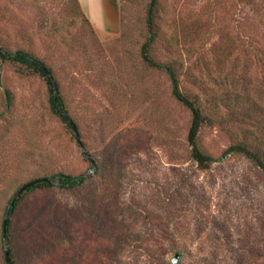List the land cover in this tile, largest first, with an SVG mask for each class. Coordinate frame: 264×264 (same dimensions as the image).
Listing matches in <instances>:
<instances>
[{"label":"rangeland","instance_id":"rangeland-1","mask_svg":"<svg viewBox=\"0 0 264 264\" xmlns=\"http://www.w3.org/2000/svg\"><path fill=\"white\" fill-rule=\"evenodd\" d=\"M150 1L121 0L115 35L76 0H0V45L46 63L82 141L51 112L45 78L0 58V264L10 200L58 172L90 178L22 194L20 264H264V173L239 153L192 158L191 112L142 58ZM156 32L155 59L175 62L206 105L201 149L218 158L256 132L234 112L254 105L264 122V0H159Z\"/></svg>","mask_w":264,"mask_h":264},{"label":"trees","instance_id":"trees-1","mask_svg":"<svg viewBox=\"0 0 264 264\" xmlns=\"http://www.w3.org/2000/svg\"><path fill=\"white\" fill-rule=\"evenodd\" d=\"M79 8L80 4L78 0H76ZM159 0H151L147 16L146 22L148 27L149 36L147 40L142 45V58L146 64L161 71H164L171 82L172 95L173 97L179 101L181 104L186 106L192 115V122L189 129V133L187 136L188 143L191 147V156L192 158L201 166H208L211 163L220 160L222 157H226L230 154H243L246 156L253 164L258 166L264 173V122H261V118L259 117V113H256V107L254 105L243 106L239 104V97L237 96L234 99H231L234 102V105L237 106L239 104V110L234 112L236 117L244 119L246 122H257V129L248 130L247 134L244 135L243 139L229 146L223 153L221 157H214L211 154L204 152L198 141L199 133L204 122L209 119V114L206 112V105L202 103L198 97H192L187 94L182 88V78L181 72L179 71V67L173 61L160 62L152 54L153 45L157 39L158 33L156 32V12L158 9ZM82 11V9H81ZM84 18L91 25L90 21L85 16L82 11ZM91 27H93L91 25ZM94 29V28H93ZM0 58L3 60H10L13 62L19 63L21 66L25 68L26 71L30 70L36 73H39L45 78L47 86L49 88L50 97H49V105L51 112L56 115L66 127L73 129V117L71 116L68 107L66 106L64 97L59 90L58 80L52 74L51 69L46 65V63L40 58L36 57L29 51L26 50H17L12 52L10 50L4 49L0 45ZM50 73V74H49ZM226 101H230L228 98H225ZM217 102H214L215 108H218ZM213 105V107H214ZM254 107V109H253ZM260 109V107H259ZM261 111V110H260ZM76 124V123H75ZM75 132V131H74ZM98 169L93 167L94 171H100V166ZM90 175L88 174H79L73 175L70 173L58 172L51 176V179L56 180L57 186L60 188L73 190L80 186L85 185V183L89 180ZM38 179V178H37ZM35 180V179H34ZM55 183V181H54ZM52 182L49 181H38L34 183L32 186L28 187L25 191L30 192L40 187L51 186ZM25 191L23 193H25ZM22 193V194H23ZM22 194L19 195L15 203L13 204L10 216L7 219L6 226L2 229V241L8 246L10 263L7 264H20L19 260L16 257V250L14 248V237H13V229H14V216L18 212L20 207V202ZM5 258L7 261L6 250H5Z\"/></svg>","mask_w":264,"mask_h":264},{"label":"crops","instance_id":"crops-1","mask_svg":"<svg viewBox=\"0 0 264 264\" xmlns=\"http://www.w3.org/2000/svg\"><path fill=\"white\" fill-rule=\"evenodd\" d=\"M78 2L96 31L115 35L121 33V0H78Z\"/></svg>","mask_w":264,"mask_h":264},{"label":"water","instance_id":"water-1","mask_svg":"<svg viewBox=\"0 0 264 264\" xmlns=\"http://www.w3.org/2000/svg\"><path fill=\"white\" fill-rule=\"evenodd\" d=\"M50 74V73H49ZM73 126H74V131H75V134L79 140V143L82 144V141H81V138H80V133H79V130H78V127L75 123H73ZM85 154L87 155V152H85ZM95 167V165H94ZM38 181H49V182H52V179L50 177H41V178H38V179H35V180H31L29 182H27L26 184H24L18 191L17 193L13 196V198L10 200L7 208H6V212H5V216H4V227L6 226V223H7V219L9 218L10 216V211H11V208L13 206V204L15 203V200L16 198L21 195L28 187L32 186L34 183L38 182ZM179 253H176V257L172 260V262L175 264L176 263V259L179 258ZM6 256H7V262L10 263V257H9V250L8 248L6 249Z\"/></svg>","mask_w":264,"mask_h":264},{"label":"bare ground","instance_id":"bare-ground-1","mask_svg":"<svg viewBox=\"0 0 264 264\" xmlns=\"http://www.w3.org/2000/svg\"><path fill=\"white\" fill-rule=\"evenodd\" d=\"M102 13V12H101Z\"/></svg>","mask_w":264,"mask_h":264}]
</instances>
